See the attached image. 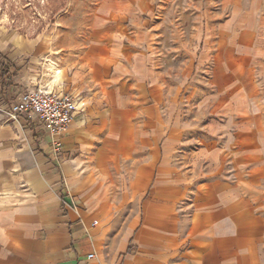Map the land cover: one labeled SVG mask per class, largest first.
Instances as JSON below:
<instances>
[{
    "label": "crops",
    "instance_id": "crops-1",
    "mask_svg": "<svg viewBox=\"0 0 264 264\" xmlns=\"http://www.w3.org/2000/svg\"><path fill=\"white\" fill-rule=\"evenodd\" d=\"M239 29L197 144L153 98L149 33L97 29L52 68L50 49L0 48V106L32 79L87 105L60 153L0 108V264H264V49Z\"/></svg>",
    "mask_w": 264,
    "mask_h": 264
},
{
    "label": "rangeland",
    "instance_id": "rangeland-1",
    "mask_svg": "<svg viewBox=\"0 0 264 264\" xmlns=\"http://www.w3.org/2000/svg\"><path fill=\"white\" fill-rule=\"evenodd\" d=\"M129 1L0 0V48L3 52L50 49L56 53L51 57L54 65L60 66L81 55L97 29L149 33L153 98L168 123L182 131V139L192 138L197 144L215 119L212 101L206 98L215 95L216 51H231L240 26L246 28L248 43L253 44L260 33L264 49V31L259 32L264 27V0ZM208 47L209 60L202 64ZM221 52L220 61L228 62ZM40 58V66L48 64L47 56ZM248 59L255 68L253 59Z\"/></svg>",
    "mask_w": 264,
    "mask_h": 264
},
{
    "label": "built area",
    "instance_id": "built-area-1",
    "mask_svg": "<svg viewBox=\"0 0 264 264\" xmlns=\"http://www.w3.org/2000/svg\"><path fill=\"white\" fill-rule=\"evenodd\" d=\"M54 62H48L52 68ZM7 64L0 60V68ZM5 122L21 119L26 125L34 126L51 138L52 149L61 152L59 136L67 131L77 115H83L87 105L81 95H71L62 91L58 83L52 80L37 84L36 79L19 88L11 98H6L0 106ZM94 254L87 255L93 259Z\"/></svg>",
    "mask_w": 264,
    "mask_h": 264
},
{
    "label": "trees",
    "instance_id": "trees-1",
    "mask_svg": "<svg viewBox=\"0 0 264 264\" xmlns=\"http://www.w3.org/2000/svg\"><path fill=\"white\" fill-rule=\"evenodd\" d=\"M9 73V68L8 66H3L0 68V76L3 77Z\"/></svg>",
    "mask_w": 264,
    "mask_h": 264
}]
</instances>
